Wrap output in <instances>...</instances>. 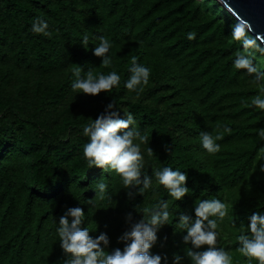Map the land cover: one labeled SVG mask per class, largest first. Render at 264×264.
<instances>
[{"label": "trees", "instance_id": "1", "mask_svg": "<svg viewBox=\"0 0 264 264\" xmlns=\"http://www.w3.org/2000/svg\"><path fill=\"white\" fill-rule=\"evenodd\" d=\"M37 17L49 23V36L30 31ZM238 23L216 0H0V264H60L58 218L76 206L91 235H108L106 251L123 249L118 237L142 218L134 209L161 200L173 218L151 252L167 254L171 264L173 252L183 256L190 247L175 231V214L192 215L195 202L210 198L229 209L218 245L232 264H257L238 251L237 236L247 215L264 210V142L255 131L264 128V113L250 106L256 89L232 67ZM190 31L195 40H187ZM85 32L88 50L80 45ZM98 36L112 43L107 66L92 54ZM133 58L151 69L135 92L124 87ZM78 67L94 76L116 71L120 85L95 97L77 94ZM111 101L148 136L141 146L148 175L165 166L187 172L189 196L174 201L153 180L129 199L118 175L88 168L82 128ZM202 131L222 137L217 153L201 147ZM99 180L108 185L102 198L93 190Z\"/></svg>", "mask_w": 264, "mask_h": 264}, {"label": "clouds", "instance_id": "2", "mask_svg": "<svg viewBox=\"0 0 264 264\" xmlns=\"http://www.w3.org/2000/svg\"><path fill=\"white\" fill-rule=\"evenodd\" d=\"M30 31L33 34L49 36V23L37 17L32 22ZM251 32V26L246 21L233 26L230 39L238 44L239 48L234 54L232 67L245 78L248 85L256 89L250 106L264 113V37L259 34L253 36ZM196 35V32L190 31L186 38L192 41L196 39ZM95 39L97 43L92 48V54L107 66L111 63L112 43L104 36ZM89 41V34H82L80 45L85 50L89 49ZM128 72L129 76L124 82L127 90L135 92L139 86L149 83L151 69L138 63L136 58L132 59ZM73 76V92L92 97L102 92H111L118 88L121 82V77L116 71L94 76L90 69L84 71L82 67H78ZM224 131L231 129L225 127ZM255 131L257 139L264 142V128ZM82 135L87 137V142L83 145V156L88 168L95 167L103 173L118 175L129 199L152 189L153 180L163 186L167 195L174 201H181L189 196L187 172L165 166L155 170L151 176L148 175L144 170L145 155L141 147L148 144V136L138 127L133 114L117 108L113 101L94 119L88 120L82 128ZM220 139L221 136H214L208 131L200 133L201 147L209 154L220 150L221 145L217 143ZM147 155H153L150 147L147 148ZM259 171L264 173V164L260 165ZM107 187L106 183L99 180L95 182L93 190L102 198ZM132 189L136 191L133 192ZM86 203L91 206L87 215L92 216L96 202L89 199ZM134 210L142 214V218L131 224L130 230L118 237V243L124 244L123 249L116 248L108 252V235L102 232L93 236L90 234V227L82 226L86 219L83 207L67 208L63 215L59 216L55 229L63 257L60 264H169L167 254L151 252L158 239L157 232L169 225L173 218L169 203L161 200L154 204L151 210L145 209L141 212L138 207ZM191 212L192 215L183 212L175 214V231L185 233L183 243L190 247L184 248L183 256L179 252H173L171 264H181L185 257L190 264H232L229 251L218 245L221 237L219 226L229 216L228 205L219 198L201 199L193 204ZM127 219L131 221V213ZM245 219L246 228L242 227L237 236L238 251L250 261L264 264V210L252 211Z\"/></svg>", "mask_w": 264, "mask_h": 264}, {"label": "water", "instance_id": "3", "mask_svg": "<svg viewBox=\"0 0 264 264\" xmlns=\"http://www.w3.org/2000/svg\"><path fill=\"white\" fill-rule=\"evenodd\" d=\"M240 23L246 21L251 35L264 37V0H217Z\"/></svg>", "mask_w": 264, "mask_h": 264}, {"label": "rangeland", "instance_id": "4", "mask_svg": "<svg viewBox=\"0 0 264 264\" xmlns=\"http://www.w3.org/2000/svg\"><path fill=\"white\" fill-rule=\"evenodd\" d=\"M201 1H205V0H201ZM217 1V0H216ZM219 2V1H218ZM220 3V2H219Z\"/></svg>", "mask_w": 264, "mask_h": 264}]
</instances>
